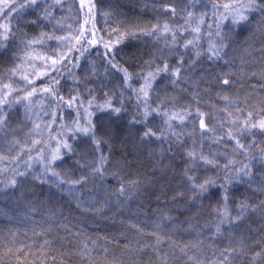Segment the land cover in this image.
I'll list each match as a JSON object with an SVG mask.
<instances>
[{
	"label": "snow or ice",
	"instance_id": "snow-or-ice-1",
	"mask_svg": "<svg viewBox=\"0 0 264 264\" xmlns=\"http://www.w3.org/2000/svg\"><path fill=\"white\" fill-rule=\"evenodd\" d=\"M84 3L85 0H80L81 9ZM58 5L62 6L61 0H54V4L45 5L42 11L43 18L50 19L52 14L48 9ZM35 7H38L37 0H24L19 4L15 0H0V47L7 49L17 39V32L24 37L27 36L22 32V25L27 27L35 21L22 19V10ZM192 7L189 4L180 9L183 24L157 20L150 26L136 25L127 31L117 26L109 31V39L105 40L103 36L98 37L94 23H91L90 27H85L90 20H94L96 15L95 4H91L83 22H78V27L74 30L78 32V35L73 36L69 33L67 36L55 37L57 41L67 46L66 51L57 50L51 57L35 55L32 51L24 53L26 57L40 60L44 70L37 71L34 65H29L32 67L31 79L29 74L20 71V64L7 70L9 78L19 74V82L24 87L16 88L11 83L0 84V136L10 135L7 114L3 108L18 103L24 104L25 110L31 112L35 106L33 99L37 94L43 97L36 101L37 104L44 105L45 100L51 102V111L45 115H50L52 120L44 124V130H49L48 138L31 139V146L22 145L15 136H12L11 140H6L5 143L9 144L10 151L13 147L19 148L20 151L11 157L0 153V164L9 160L18 161L21 152L26 148L31 152L33 146L37 144L46 145L47 148H41L35 157L28 156L25 172L12 169L6 179L0 178V184L4 187H15L18 184V178H23L32 170V160L35 159L41 171L34 175V179L53 184L57 189L75 195L79 204L82 202L79 201V193L75 190L83 189L90 181H95L98 177L102 179L105 175L112 176L118 187L103 192V199L99 201L100 208L106 206L112 197L116 199L130 197L136 192L140 180L125 179L128 175L129 161L112 158L110 141L117 138L120 130L112 119L105 118L112 113L117 114L118 117L127 106L132 108V113L125 132L128 136L138 137L141 143H146L150 138H171L180 143L182 136L185 135L191 140V144L184 149L185 163L181 173L182 181L187 187V196L184 192H177L172 199L184 200L187 205L196 209L193 215L207 207L212 217L210 221H205L202 228L194 229L196 235L192 240L181 243L179 240H173L169 235L171 229L166 230L165 222L170 221L172 217L165 215L154 224L156 231L150 233L154 237V243L143 245L140 250L150 247L158 257L159 264H170L168 255L161 251V246L165 243L171 250L173 260L177 256L184 257L182 264H264V234L259 239L251 240L243 235L237 236L231 231L250 214L258 213L264 224V147L257 144L253 136L256 131L264 136V107L259 108L258 111L249 110L250 106L246 98L217 93L224 106L220 109L214 108V111L221 112L224 119L202 112L198 106L193 107L199 105L201 99L195 90L199 87V81H193L189 71L202 57H207L208 61L222 60L226 66H229L227 72L220 73L217 77L216 82L221 88L231 86L230 77L234 79L237 75L241 78L245 75L257 76L254 70L245 72L246 62L243 58L240 60V65L236 67L231 65L225 57L228 56L232 26L248 21L253 11H259L262 14L259 29L264 37V4L258 3V0L211 2L210 18H207L206 11L197 13L191 10ZM201 7L207 9L209 4H203ZM162 9L170 12L172 19L176 18L177 6L166 4L162 5ZM228 21L230 24L227 23ZM56 24L62 25V19L56 20ZM205 25H207L206 29ZM68 27L71 28V25ZM137 33L152 37L159 46L147 53H141L138 50L124 51L122 43L126 35ZM185 34L190 38L183 39L181 43L180 39ZM45 38L53 37L47 33H41L39 39L25 38L20 43L25 48L32 49ZM101 44L104 49L101 58L104 61L105 72L111 71L117 74L120 77V84L114 90H103V98L98 100L97 89L93 87L90 80V77L97 75V66L95 62L89 61L90 70H84L83 79L76 77L70 69L66 68L74 83L79 86L68 87L67 96H65L60 80L56 79L52 73H59V68L69 64L73 68H79L80 56L87 53L90 47ZM259 51L264 54V45ZM145 55L147 59H144ZM170 59L175 61L174 65L169 63ZM260 64L259 78L262 82L261 88H264V58L261 59ZM233 67H236V71H233ZM37 77H47L49 83L36 88L33 83ZM133 82L139 86L134 87ZM161 82H164V85L158 91L156 85ZM182 84H187L188 87H181ZM169 86L173 92L179 91L188 95L189 99H185L183 95L169 93L167 91ZM189 88L192 89L190 93ZM260 103L264 104V99H261ZM65 110L68 114L67 122L64 120ZM58 113L60 124L57 126V133L53 135L50 129ZM97 113H100V117L94 122ZM189 120L197 122L191 132L175 130L174 126L183 127ZM149 124H152V127H149ZM153 128H158L159 135L153 131ZM133 129H142V131L133 132ZM197 133L199 142L196 139ZM27 135L42 136L41 125L33 121ZM225 140L232 145L230 148L205 151V143L209 145L214 143L219 146ZM53 142L56 145L55 148L51 147ZM105 148L108 149L107 152L104 151ZM62 153L79 156L75 162L79 173L67 169L63 172L56 170L57 163H64ZM237 157L240 159L238 160ZM253 164L257 165L255 170L252 167ZM9 171L6 166L0 167V177ZM209 171H215L216 175H207ZM42 177L43 180H41ZM239 182L248 185V190L256 198L255 202H252V198L247 195L240 198L236 194L234 185ZM96 187L99 188L100 185L97 184ZM205 201L208 202L207 205ZM100 208L91 210L99 211ZM225 226L229 229L226 234ZM188 228L193 229V225L189 224ZM203 229H208L207 237L204 236ZM219 238H224L223 248L216 247L214 244V241ZM206 240L210 246L214 247L211 261L205 260L202 256L201 245ZM8 251L11 253V249ZM92 251L89 243L85 241L82 242L76 254L87 261V264H93ZM104 251L106 252L107 249ZM189 252L192 254L189 255ZM109 264H123V262L114 259Z\"/></svg>",
	"mask_w": 264,
	"mask_h": 264
},
{
	"label": "trees",
	"instance_id": "trees-1",
	"mask_svg": "<svg viewBox=\"0 0 264 264\" xmlns=\"http://www.w3.org/2000/svg\"><path fill=\"white\" fill-rule=\"evenodd\" d=\"M16 3H23L24 0H15ZM211 2L226 3L227 0H85L84 7L81 9L80 0H61L62 6L50 7V19H44L42 11L45 5L54 4V0H37L38 7L25 8L22 10L21 18L26 21H35L27 27L22 25V32L26 33L24 37L20 32L16 33L17 39L14 40L7 49L0 47V84L11 83L14 87L20 88L19 74L14 78H9L7 70L16 64L21 65V72L29 74L31 79L32 67L34 65L37 71H43V63L40 60H33L24 56V53L32 51L35 55L53 56L57 50L66 51L67 46L57 41V36H67L69 33L75 36L78 32L74 31L78 27V22L82 23L87 9L91 4H95V18L90 20L95 24V31L98 37L103 36L105 40L109 39V31L119 26L121 30L127 31L130 27L139 25L141 27L150 26L157 20H167L172 24H183L180 18V9L186 5H192V11L208 13L211 17ZM209 4L207 9L201 7L203 4ZM258 3L264 4V0H258ZM172 4L177 6V15L172 19L170 12H165L162 5ZM261 13L253 11L248 21L232 26L230 35V44L226 60L231 65L238 67L240 60H245V72L256 71L257 76L240 77L237 75L234 79L230 77L231 86L221 88L216 80L220 73L227 72L228 67L224 61H208L207 57H202L189 71L193 81H199V87L195 90L199 93L201 102L198 106L202 112L211 113L218 119H224V116L215 109L223 108V102L219 99L220 95L229 94L246 98L250 106L249 110L264 107L261 99H264V88H261L259 73L261 71L260 61L264 58L259 49L264 45V37L261 35L259 26L261 24ZM62 19V25H57L56 20ZM227 23L230 24V21ZM71 25V28L68 27ZM207 25L204 26L206 29ZM41 33H47L52 39H43L40 43L33 46L32 49L25 48L20 41L23 39H39ZM190 38L186 34L180 39ZM162 43V41L160 42ZM78 46V45H77ZM159 45L156 40L147 35H126L122 47L124 51L138 50L141 53H147L157 48ZM246 50V51H245ZM103 45L92 46L88 52L80 56L79 68H73L71 64L59 68V73H52L56 79L60 80L62 91L67 96L68 87H78L74 83L72 76L67 69L81 79L85 74V69H89V61L95 62L97 66V75L90 77L93 87L97 89L96 96L101 100L103 90H114L120 84V77L109 71L105 72L104 61L101 58L103 54ZM250 53L251 55H248ZM78 55V54H77ZM17 57H20L17 59ZM148 57L145 55L144 59ZM119 59V57H117ZM187 59V58H186ZM121 63H123L121 61ZM170 64H175L174 60H169ZM187 66V64L185 65ZM233 67V71H236ZM67 81V83H65ZM49 83L47 77H37L33 86L40 88ZM164 82L157 84L159 89ZM134 87L139 85L133 82ZM181 87L187 88V84ZM189 88V93L191 92ZM169 93L174 95H183L189 99L188 95L173 92L169 86ZM130 95V93H126ZM40 94L33 99L35 105L31 112L25 110L24 104L13 103L10 107L3 108L7 114L8 129L10 135L0 136V153L6 156H15L19 148L13 147L9 150V144L6 140H11L15 136L22 145L31 146V139H47L48 131L44 130L45 122H50L52 117L45 115L51 111L52 104L45 100L44 105L37 104L36 101L42 99ZM11 99V97H9ZM119 106V105H117ZM214 106V107H213ZM95 111V110H94ZM132 108L126 106V110L119 114L112 113L106 115L110 118L120 130V134L112 144L111 156L113 159L129 161L128 175L125 179H138L140 184L136 192L130 197H121L116 199L112 197L106 206L100 208L99 201L103 199V192L113 190L118 187L115 179L110 175H105L102 179L96 178L90 181L83 189L77 188L79 201L75 195L68 194L65 191L57 189L53 184L42 183L34 179V175L41 171L38 162L32 160V170L23 178H18V184L15 187H4L0 184V264H87L76 253L81 247L82 242H88L89 247L93 249L91 256L93 264H109L112 260L122 261L123 264H159L158 257L151 251V248L141 246L154 243V237L150 233L156 231L154 224L161 220L165 215L172 217L170 221L165 222V227L171 229L169 235L173 240H179L186 243L192 240L196 233L194 229L202 228L205 221L212 219L207 211L196 212L184 200H173L172 197L177 192H184L187 196V187L182 181V170L184 167L183 153L190 144L191 140L185 135L181 142L177 143L171 138L156 139L150 138L146 143H141L138 137L128 136L125 132L128 121L131 119ZM59 113L57 119L52 124L51 133H57V126L60 124ZM100 117H94V122ZM159 119V118H158ZM64 120L68 121L67 110L64 111ZM41 125L43 135H27L28 130L32 128V122ZM195 120H189L183 127L174 126L177 132H191ZM152 127V124L148 125ZM213 126L215 124L213 123ZM133 132L142 131V129H133ZM159 135L158 128H153ZM219 134V133H218ZM257 144L264 147V136L258 131L253 133ZM199 142V134L196 137ZM69 143H73L69 141ZM55 143L51 147L55 148ZM232 145L223 141L221 145H209L205 143V151H220L224 148H230ZM75 148V144H73ZM41 148H47L46 145L37 144L33 146L31 152L26 148L21 152L18 161H6L0 164V167H7L10 171L2 175L6 179L15 169L19 172H25V162L29 155L35 157ZM105 152L108 149H104ZM63 164H56V170L63 172L70 170L79 173L76 161L78 155L62 153ZM239 160L240 157H237ZM83 163V161H81ZM221 163L223 161L221 160ZM17 164L19 165L17 167ZM257 168L256 164L252 165ZM207 175L215 176V171H209ZM43 180V177L41 178ZM100 185L99 188L96 185ZM236 194L243 198L247 195L255 202L256 198L248 190V185L239 182L234 185ZM208 202L205 201V205ZM100 208L99 211L91 209ZM235 214V213H234ZM189 224L193 229H189ZM187 229V230H186ZM225 226V234L228 232ZM237 236L243 235L245 238L255 240L264 234V224L258 213L250 214L238 226L231 229ZM79 233V235H77ZM205 237L209 235L208 229H203ZM92 242H95L94 244ZM216 247L223 248L224 238L214 241ZM202 248V256L205 260L213 259L214 247L210 246L206 240ZM11 249V253H9ZM104 249H107L105 252ZM161 251L169 257L170 264H182L184 257L177 256L172 258L171 250L167 243L161 246ZM192 253L189 252V255ZM17 257L19 259H17Z\"/></svg>",
	"mask_w": 264,
	"mask_h": 264
}]
</instances>
